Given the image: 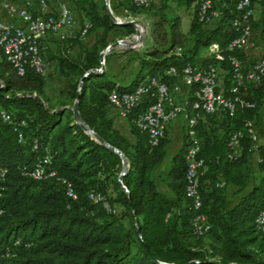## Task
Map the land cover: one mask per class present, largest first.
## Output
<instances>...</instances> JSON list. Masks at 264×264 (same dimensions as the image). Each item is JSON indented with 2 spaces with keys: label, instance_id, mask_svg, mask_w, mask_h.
<instances>
[{
  "label": "trees",
  "instance_id": "16d2710c",
  "mask_svg": "<svg viewBox=\"0 0 264 264\" xmlns=\"http://www.w3.org/2000/svg\"><path fill=\"white\" fill-rule=\"evenodd\" d=\"M175 1L186 7L195 5L187 33L182 31L178 16H160L162 19L152 27L153 42L138 56L139 71L128 85L97 69L100 51L109 43L113 31H125L127 36L135 32L131 25L114 24L103 0H71L80 19L91 23L87 34L100 31L91 48L78 38L71 39L69 51L58 42L60 70L77 74L81 80L72 86L69 95L73 102L77 99L82 120L127 160L121 178L123 187L118 180L122 172L119 154L86 132L73 118L71 106L51 105L44 75L30 66L19 74L0 47V109L10 113L13 121L27 123L20 128L25 140L19 143L12 124L0 117V167L7 169L0 195V264H264V236L255 224L258 212L264 208V141L258 152L259 181L233 203L225 193L228 184L239 190L246 187L239 168L254 153L252 142L243 137L241 152L236 156L231 155L228 139L233 131L244 128L247 120L256 128L264 116V74L239 93L254 101V108L238 105L232 116L224 111L200 113L196 124L198 156L204 164L199 178V211L192 207L185 191L186 135L167 170L168 193L159 190L151 177L166 157L168 140L166 130L165 137L152 146L147 133L135 123L150 98L143 97L126 116L132 142L115 126L108 100L113 89H132L147 76H157L171 84L177 77L166 74L169 67L181 73L187 62L201 66L215 62L209 52L202 64L196 59L201 49L216 43L225 56L220 62V76L222 91L229 96L230 67L226 58L236 55L245 71L259 55L264 56V0H252L255 15L251 26L259 47L257 53L226 49L236 35L229 24L232 6L223 5L226 0H212L219 16L210 24L199 20L198 0ZM132 4L126 6L132 13L142 7ZM52 39L55 40L47 36L46 44ZM71 46H78L83 55L69 56ZM46 155V170H55L57 177L69 182L76 199L67 196L57 177L37 181L22 172V166H32ZM91 191L103 196L115 212L106 210L103 201L89 199ZM115 205H120L122 211L118 213ZM197 212L206 215L210 226L203 235L193 232ZM206 236L210 238L207 244L203 243Z\"/></svg>",
  "mask_w": 264,
  "mask_h": 264
},
{
  "label": "built area",
  "instance_id": "2783aa9c",
  "mask_svg": "<svg viewBox=\"0 0 264 264\" xmlns=\"http://www.w3.org/2000/svg\"><path fill=\"white\" fill-rule=\"evenodd\" d=\"M150 1L132 0L138 6H147ZM226 1L227 4H223L225 7L230 8L232 6L229 9L232 12L229 24L236 32L226 49L257 53L259 47L253 36L251 26V20L255 15L252 0ZM198 4L200 21L210 24L219 16V11L213 7L212 0H198ZM3 7L8 14L17 16L20 21H5L0 17V47L6 58L21 75L26 66H30L37 73L45 75L48 65L45 58L47 51L45 39L47 36H52L60 41L69 51L71 39L84 40L91 26L88 20L79 23L65 0H24L21 5L5 2ZM208 49L215 62L205 66L187 62L181 73H178L176 68L171 66L166 70V74L177 77V80L171 84L157 76H147L132 89L124 91L113 89L108 95L110 106L121 118H126L127 114L143 97L150 98L151 102L143 112L138 114L135 123L138 128L147 133L149 143L152 146L158 145L160 140L165 137L167 126L171 121L177 117L184 120L187 137L184 155L186 161L185 191L192 207L197 211L202 206L199 178L203 173L204 164L203 159L198 156L200 140L197 135L196 124L200 113L224 111L232 116L238 105L254 108L255 102L241 97L239 93L247 88L248 83L257 82L264 74V56L259 55L256 62L249 69L243 71L241 60L236 55L230 54L226 58L230 67L228 90L230 95L226 96L222 91L220 81L222 72L220 62L225 60V56L216 43L211 44ZM182 87L186 88L187 93L178 102L177 94ZM0 117L2 121L12 124L13 131L17 133V141L23 143L25 139L20 128L27 125L26 121H13L11 114L4 109H0ZM245 136L251 140L252 150L258 156L259 146L262 142L259 141L256 128L250 120L245 122L244 128L233 131L229 136L228 146L231 149V155L240 154L241 139ZM36 145L34 143L33 146L36 147ZM48 162L49 156L46 155L32 166H22V172L37 181L48 177H57L55 170H46L45 164ZM6 172V168L0 167V195L4 189L2 181ZM57 179L65 186L67 196L76 199L72 185L63 178L57 177ZM121 186L123 187L122 184ZM88 198L94 202L103 201L106 210L115 212L99 193L91 191L88 193ZM1 213L2 210L0 209ZM255 224L257 231L264 236V208L258 212ZM209 227L206 215L197 212L193 219L194 234L203 235L209 230ZM2 257L3 255L0 254V261Z\"/></svg>",
  "mask_w": 264,
  "mask_h": 264
},
{
  "label": "rangeland",
  "instance_id": "374dc122",
  "mask_svg": "<svg viewBox=\"0 0 264 264\" xmlns=\"http://www.w3.org/2000/svg\"><path fill=\"white\" fill-rule=\"evenodd\" d=\"M67 3V2H66ZM105 8L110 11V13L121 21L133 20L136 22V26H133L135 32L133 36L127 37L125 35V31L116 30L113 31L109 36V43L103 47L100 51L99 57V71L113 72L123 78L128 80L129 78H133L135 76L136 69H134L135 65L132 64V61H137L139 55L144 54V50L149 47L152 42V27L154 23L162 18L160 16H164L165 18H169L172 16H178L180 18L181 28L183 32L188 31L190 19L195 11V5L190 7H186L182 5L180 2L175 0H167L165 1V5L163 6L162 0H151L147 6L139 7L135 13H132L126 9V6L133 5L131 0H124L121 6L114 7V3L110 0L106 2L103 0ZM71 8V5L68 4ZM79 15L77 13L76 18ZM80 18V17H79ZM87 20V19H85ZM84 21V20H83ZM100 34V31H92L87 34L86 38L82 40V44L86 48H91L95 41L97 35ZM126 37H125V36ZM57 39L50 40L47 45V51L45 53V58L50 64L47 65L44 80H45V92L46 95L50 99L51 105L59 106L63 105L66 107L72 106L73 100L69 95V90L72 89V86L78 83L79 75L73 74L70 72H65L60 70L58 65V56H60V44ZM116 45H113V43ZM71 53L69 56L78 58V56H82V50L79 49L78 46H71ZM101 52L103 55L101 56ZM209 49H201L197 56V63L202 64L208 57ZM115 60L116 66L111 68V61ZM133 65V67H132ZM110 77V76H109ZM220 81H222V76H220ZM128 85V84H127ZM183 88V87H182ZM182 90V89H181ZM178 101V98H177ZM179 102V101H178ZM113 112L116 115L115 110ZM114 118V122L116 123V128H118L121 133L127 138L129 142H132L133 136L131 135L128 127V122L126 118ZM183 134L185 138V122L183 120ZM256 131L259 136V141H264V116H261L259 123L256 124ZM173 140V138H171ZM169 146L168 156L171 155L178 149V146H175L174 142H172ZM167 160H163L162 163L157 165L152 172L153 179L155 180L156 187L165 191L166 189V180L168 177L166 176V165ZM239 172L243 177L246 187L243 190H239L237 186L233 184H228L225 188L226 199L233 203L235 200L246 193L253 184L259 181L261 176V172L258 166V156L253 153L248 161H246L240 168ZM121 184V183H120ZM238 191L239 193H235ZM116 211L119 213L122 211L120 205H115ZM125 223H128V218L123 219ZM210 242L209 237L203 238V243L207 244ZM7 264V263H6Z\"/></svg>",
  "mask_w": 264,
  "mask_h": 264
},
{
  "label": "crops",
  "instance_id": "0c3cea01",
  "mask_svg": "<svg viewBox=\"0 0 264 264\" xmlns=\"http://www.w3.org/2000/svg\"><path fill=\"white\" fill-rule=\"evenodd\" d=\"M67 2V4H70L71 5V9L73 11V13L75 14V16L77 15V11L76 9L72 6L71 4V0H65ZM5 2H9V3H13V4H16V5H21L24 0H0V17L5 20V21H14V22H19V18L17 16H12L10 14L7 13V11L4 9L3 7V4ZM113 2L115 3V7L117 6H121V4H123L124 0H113ZM78 22L80 23L81 21H83V19L81 20L79 17L77 18ZM133 36L132 35H128L127 37H131ZM126 37V36H125ZM111 61V68H114L116 66V62L114 59L112 60H109ZM48 62V61H47ZM134 63V64H133ZM48 64H50V62H48ZM132 64L135 65L134 69H136V72H135V76L137 75L138 71H139V65H138V62L137 61H132ZM132 65V67H133ZM108 75L113 79L115 80L116 82L120 83V84H124V85H127L131 82V80H133L135 78V76H133V78H129L128 80H125V78L113 73V72H109L108 71ZM187 93V90L186 88H182V90L177 94V98H178V101H181L184 96L186 95ZM112 108V107H111ZM112 112H113V108H112ZM115 118H118L120 119L118 116H115ZM183 119L181 117H177L176 119H174L173 121H171L168 126H167V144L165 145V150H166V157H165V161L167 160V165H166V176H167V170H168V167L170 166V162H171V158L173 157V155L182 147V145L184 144L185 142V138H184V134H183ZM115 126H116V123H115ZM171 138H173V140H171ZM172 142H174L175 146H178V149L173 152L171 155L168 156V149H169V146L171 144H173ZM153 174L151 173V177ZM166 182H168V179L166 180ZM165 193H168L167 190L164 191Z\"/></svg>",
  "mask_w": 264,
  "mask_h": 264
},
{
  "label": "water",
  "instance_id": "95a60500",
  "mask_svg": "<svg viewBox=\"0 0 264 264\" xmlns=\"http://www.w3.org/2000/svg\"><path fill=\"white\" fill-rule=\"evenodd\" d=\"M106 2H108V0H105ZM108 13L110 14L111 16V19L113 21L114 24L116 25H119V26H126V25H131V26H136V22L133 21V20H128V21H121V20H118L116 17H114L109 10H107ZM116 43L118 42H115L112 44L113 45H116ZM103 55V53L101 52V56ZM81 81V80H80ZM71 110H72V114H73V118L75 119L76 122H78L80 124V126L88 133L92 134V136H94V138L100 143L102 144L103 146L109 148L110 150L116 152L117 154H119V156L122 158V172L118 178L119 182L121 183V178H122V175L124 174L126 168H127V160L125 158V156L115 147L113 146H110L109 144H107L101 137L97 136L96 134H94V132L84 123V121L82 120L79 112H78V106H77V99L73 102L72 106H71ZM53 111V110H51Z\"/></svg>",
  "mask_w": 264,
  "mask_h": 264
}]
</instances>
